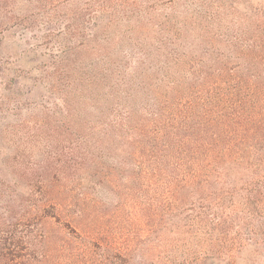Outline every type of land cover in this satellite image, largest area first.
Here are the masks:
<instances>
[{
    "label": "trees",
    "instance_id": "obj_1",
    "mask_svg": "<svg viewBox=\"0 0 264 264\" xmlns=\"http://www.w3.org/2000/svg\"><path fill=\"white\" fill-rule=\"evenodd\" d=\"M68 1L0 0V32L32 24L35 8L48 24ZM104 2L82 0L65 27L61 110L43 158L26 159L24 146L15 153L33 190L0 189V264H145L129 240L126 203L148 211L150 264H238L248 243L232 228L264 235V15L211 36L226 44L189 51L168 44L182 33L170 34L161 3L134 1L158 44L126 51L120 42L132 37L116 11L96 29ZM109 182L121 190L111 213L96 194Z\"/></svg>",
    "mask_w": 264,
    "mask_h": 264
},
{
    "label": "rangeland",
    "instance_id": "obj_2",
    "mask_svg": "<svg viewBox=\"0 0 264 264\" xmlns=\"http://www.w3.org/2000/svg\"><path fill=\"white\" fill-rule=\"evenodd\" d=\"M134 1L148 5L152 1L161 3L163 10L160 19L166 20V28H169L170 34L174 31L182 33V40L168 44L176 46L180 43L181 48L189 51L226 44L227 42H218L211 36L234 34L251 27V19L264 15V0H110L104 2V8L97 14L100 18L96 19V29L103 27L116 11L120 31L124 30L126 34L130 32V37L133 38L122 40L119 47L121 50L129 51L132 47L137 49L139 46L158 44L154 38L158 35L157 27L146 15L136 13L138 8L131 7V2ZM81 6L82 0H69L60 4L56 8L54 20L48 24L46 14L41 15L35 8L32 24H28L26 19L18 27L0 32V189L7 187L23 196L33 190L29 181L24 178L25 174L16 169L14 156L21 146L25 147L26 154L31 152V156L25 157L26 159L44 156L42 146L45 139H50L48 131L54 127L59 116V54L61 49H67L71 45L67 40L68 34L64 31ZM107 31L114 33L111 25ZM118 46L119 42L116 44ZM135 55H127L125 60L134 62L137 59ZM45 125L48 130L39 129ZM115 183L120 181L115 180ZM117 187L110 182L96 187L98 199L109 213L114 212L111 207L120 199L121 190ZM138 208V203H126L121 212L129 214V240L137 254L136 258L150 264L152 256L154 258L152 246L156 233L147 222L145 215L148 211ZM170 221L180 223L176 217ZM232 230H237L235 236L248 243L240 253L238 264H263L262 229L259 227L252 234L245 233L246 227H233ZM180 231L183 234L178 232L179 237L186 238L184 243L192 248L199 247L198 237L188 235L184 228H180ZM259 247L262 249L259 250Z\"/></svg>",
    "mask_w": 264,
    "mask_h": 264
}]
</instances>
